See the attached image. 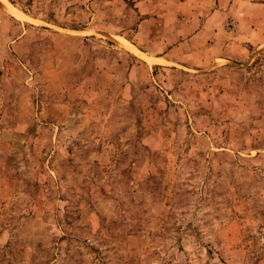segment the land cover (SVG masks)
I'll use <instances>...</instances> for the list:
<instances>
[{
    "label": "rangeland",
    "instance_id": "374dc122",
    "mask_svg": "<svg viewBox=\"0 0 264 264\" xmlns=\"http://www.w3.org/2000/svg\"><path fill=\"white\" fill-rule=\"evenodd\" d=\"M198 3L0 0V264H264L262 11Z\"/></svg>",
    "mask_w": 264,
    "mask_h": 264
},
{
    "label": "crops",
    "instance_id": "0c3cea01",
    "mask_svg": "<svg viewBox=\"0 0 264 264\" xmlns=\"http://www.w3.org/2000/svg\"><path fill=\"white\" fill-rule=\"evenodd\" d=\"M236 3H239V7L243 11L255 6L258 7V9L262 11V15L259 17V20L261 22V28L264 29V0H199L197 5L198 7H194L193 9L196 12H200L202 14L201 17L203 20L205 19L206 22L204 20V23L199 27V30L191 32L190 35L205 34L215 37L219 35L223 29L221 20L218 19L222 14L221 12L225 10L229 16ZM223 4H225L224 9L222 7ZM190 10H192V8ZM234 19V26L237 31V36L236 39L234 38L235 40L232 41L231 46L235 43H239V45H237L239 47L244 46V44L255 45V42L253 41L254 38H256L257 41L260 40L261 43L264 42V31L262 30V32H260V30H257L258 33H255L256 29L253 28V24L254 27L257 26L255 23L256 21L247 17L244 18V16H239ZM203 20L201 22H203ZM227 57L231 58L232 56L228 55Z\"/></svg>",
    "mask_w": 264,
    "mask_h": 264
}]
</instances>
